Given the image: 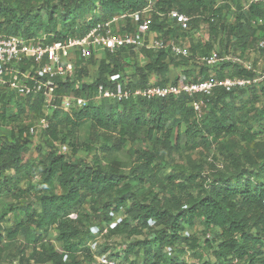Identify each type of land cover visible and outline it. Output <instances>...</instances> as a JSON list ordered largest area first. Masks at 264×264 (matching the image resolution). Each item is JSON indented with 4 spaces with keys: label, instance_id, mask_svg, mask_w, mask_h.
Segmentation results:
<instances>
[{
    "label": "trees",
    "instance_id": "obj_1",
    "mask_svg": "<svg viewBox=\"0 0 264 264\" xmlns=\"http://www.w3.org/2000/svg\"><path fill=\"white\" fill-rule=\"evenodd\" d=\"M149 4L154 9L151 30L165 39L178 42L174 35L187 32L159 14L177 9L190 17L189 30L194 24L205 22L212 30L216 29L225 35L224 51L232 47L244 53L254 45L264 52V47L258 46V41L264 37V22L255 21L258 17L264 18V0H236L239 12L235 22L229 24L224 20L229 4L226 1L218 3L217 0H0V33L25 37L50 33L49 41L65 39L66 36H82L98 21L128 15ZM87 14H91V17L86 20L84 17ZM132 26L133 23L129 30H132ZM121 30H124L123 27ZM259 30L262 31L261 36ZM191 49L193 54L181 58L164 49L107 50L97 63L98 75L95 81H81L88 74L87 64L94 62L95 57L78 59L79 78H57L58 90L61 93L87 96L101 84L114 88L115 82L111 78L120 79L127 88H144L149 85L153 74L157 76L156 83L166 85L174 61L190 59L191 55H197L199 59L214 51L212 44L201 48L193 44ZM125 52H141L149 59L145 66L136 67L135 78L130 77L127 81L119 78L125 68ZM220 63L215 66L202 63L199 70L202 77L199 78L210 79L209 70L213 67L215 75L220 79L235 76L255 78L254 71L245 65L240 66L232 61ZM228 67L234 70L226 76ZM247 87L227 89L216 86L211 95L203 96L209 109L206 111L204 105L200 118L197 117L192 101L202 96L192 97L187 94L152 99L131 96L121 101L104 99L100 103L91 102L86 107L68 112L57 109L50 117L49 127L37 132L58 144H67L69 151L61 153L59 149L48 150L43 152L37 162L30 160L29 154L35 147L27 139H0V189L18 188L20 194L14 196L20 197L27 191L19 188L20 180L34 174H40L41 177L37 203L14 205L11 208L15 212L22 210L24 219L15 214L13 224L6 229L7 240L0 233V264L8 247L6 241H14L20 234L25 242L34 244L32 257H38L41 262H88L90 254L85 246L89 239L94 238L91 227L95 224L90 223L87 230L83 229L84 225H88L86 222L90 220L91 214L83 212L82 207L88 194L95 199L106 193H114L112 201L103 206L108 221L111 220V209L118 211L128 203L131 204L123 222L110 229L111 235L121 237L118 245L126 244L125 259L130 264H192L186 261L185 255L188 252L195 253L199 247H203L204 252L211 251L215 257L214 261H210L204 260V256L200 264H264V156L260 165L256 161L252 166H243L240 156L232 151L230 142L221 140L224 136H237L240 141L253 146L256 143L258 133L254 124L263 123L264 105L248 109L245 105L238 106V92H244ZM254 91L251 95L256 104L260 96ZM261 91L264 92V84ZM33 99L32 108L39 113L42 110L38 114L40 116L44 113L42 98ZM20 110L22 112L23 108ZM0 117V120L5 119L4 112H0ZM183 126L185 143L189 149L197 148L202 143L210 145L211 142L207 140L211 135L213 142L219 144L220 152L226 154L234 169L233 173L218 174L202 185L197 195L188 193L185 197L172 189L168 201L173 204V208L171 204L165 207L154 194L155 187L164 191L168 187L180 186L185 190L200 176L198 166L191 172L180 166L177 172L163 174L164 151L180 149V129ZM84 127H88L89 141L85 145L88 152L96 149V142L100 143L102 151H118L126 140L148 141L151 148L132 150L134 165L128 174L121 169L118 160L113 159L105 164L98 155L93 156L92 164H82L76 160L75 155L80 149L79 132ZM204 130L208 134H204ZM23 131H20L22 138ZM114 132L117 133L116 137ZM178 179L179 182H176ZM144 193L147 196L140 199ZM94 209L98 211L96 207ZM71 213H76V217H71ZM3 217L0 216L1 219ZM151 218L157 221L156 227L149 226L148 220ZM196 222L202 224L206 235L204 245H201L197 236H186L183 233ZM52 226L57 227L59 243L69 252L70 262H65L54 245L45 240V234ZM133 236H136L135 239H131ZM101 246L116 247L109 243ZM166 246L173 247L174 253L165 252ZM80 250L86 251L87 260L76 259L75 255Z\"/></svg>",
    "mask_w": 264,
    "mask_h": 264
},
{
    "label": "rangeland",
    "instance_id": "obj_2",
    "mask_svg": "<svg viewBox=\"0 0 264 264\" xmlns=\"http://www.w3.org/2000/svg\"><path fill=\"white\" fill-rule=\"evenodd\" d=\"M218 3H224L225 1L229 4V7L226 10L224 20L227 24L234 23L236 16L238 15V8L236 5V0H217ZM245 1H243L244 3ZM91 14L85 15L84 19H89ZM82 19V20H84ZM80 20V22L82 21ZM123 22V29L129 30L130 24L132 21H136L137 18H130V19H122ZM79 22V23H80ZM128 22L130 24H128ZM197 22V21H196ZM79 25V24H78ZM77 25V26H78ZM180 35H174L176 39H178L179 44H184L190 48V52L192 53V45H198V48L204 47L206 44H212L214 51H219L221 56H224V61H232L238 65H244L247 63L251 66L250 69L254 71L255 78H252V82L245 88V91L242 92L239 90L238 92V99L237 104L238 106L245 105V108L248 109L252 106H256L257 108H261L264 105V92L261 91V86L264 84V52L259 50L257 46H254L251 49L246 50L244 53H241L240 50L235 51L230 47L228 51H224L223 44L226 42V37L220 32H217L216 29H213L208 26L205 22H198L194 24L190 30L186 33H180ZM262 31L259 30L258 34L261 36ZM191 55L190 59H185L182 61H174L171 64L170 72L168 73L167 77L169 78L168 83H178L182 81H189L195 80L196 78L202 77L200 73V68L202 63H198L197 59L199 56ZM101 53L97 54L94 58V62L87 64L88 74L84 75L81 78V81H85L91 83L95 81L98 75V67L97 63L101 58ZM123 60L125 64L124 70L119 74V78H123L124 80H130L134 77V71L136 67H143L149 61V59L143 55L141 52H125L123 54ZM219 64V63H218ZM221 64V63H220ZM68 76L69 78H79L78 77V58L75 56L68 61ZM231 67H228L226 70V76H229L230 73L232 74ZM210 79L215 81L220 80L219 77L215 75V69L210 68ZM237 77V76H235ZM157 81V76L152 75L149 84H154ZM256 85L255 88H252ZM246 87V86H244ZM255 89V93L260 96V100L258 103H253L255 100L252 97V90ZM241 95V98H239ZM243 95V98H242ZM37 99V98H36ZM201 99L204 100L202 96ZM34 99L32 97L24 98L14 91H10L8 88L0 89V112H4L6 115L4 120H0V139L5 141H13L16 139H27L29 142L33 144L35 149L29 154L30 160L33 162H37L43 152L48 150H58L59 144L52 139H49L41 132H36L35 134H31L28 131V128L33 124L34 119L42 112L37 109L32 108V101ZM17 103H20L19 106ZM41 104V103H40ZM255 104V105H254ZM205 105L206 111L209 109V106ZM42 107V104L40 105ZM23 108L21 112L20 108ZM52 114L49 116L50 117ZM16 116V117H14ZM1 118V117H0ZM263 123L259 125L258 123L254 124L255 131L258 133L256 138V143L248 144L243 141L237 139V136H224V139L230 142L232 151L237 153L240 156V160L243 166H252L257 161V164L260 165L262 162V157L264 156V120ZM263 127V128H262ZM21 129H24L23 138L20 136ZM181 132V142H180V149L176 150H168L166 149L164 152V163L162 164L163 174L168 175L170 172H177L180 166L184 167V169L194 171V167L198 166L200 176L197 180L189 185L185 190L181 189L180 186L176 188L168 187V190H160V188L155 187V195L160 199L163 205L166 207L171 204V208H173V204L168 201L170 198V192L172 189L175 190V193L178 195H183L186 197V194H193L197 195L201 192L202 185H205L207 182L215 178L218 174H226L229 175L234 169L233 164L229 161L228 157L224 152H220L221 148L218 143L213 142L211 139V135H209L208 142H211L210 145H206L202 143L201 146L189 149L185 143V128L184 126L180 129ZM204 134H208L205 130L203 131ZM114 136H117V133H113ZM208 136V135H207ZM89 134H88V127H84L79 132V139H78V148L79 151L75 155L77 158L76 160L82 164H92L93 156L98 155L103 163H107L113 159H116L121 164V169L125 173H129L131 167L134 165V155L132 150L135 148H147L149 150L151 148L149 142H133L132 140H126L122 148L118 151H102L100 148V143L96 142V149L92 152H88L85 149L86 143L89 141ZM93 138V136L91 137ZM223 150V149H222ZM178 179L176 182H179ZM19 188L27 190L24 194H21L20 197H15L14 195L20 194L18 188L9 187V190L4 189L1 187L0 189V216L4 215V217L0 218V233L3 234L6 238V229L9 228L15 218V214H18V218L24 219V215L22 210L15 212L12 211L11 208L15 206H25L28 203H37V197L39 195V191L41 188V177L40 174H34L29 177H26L19 182ZM8 187V186H7ZM58 191H60L58 189ZM147 196L146 193L140 196V199H144ZM114 197V193H106L101 196H96L95 199H92L91 194H88L86 202L83 204V212H89L91 214L90 220L87 221L88 225H84L83 229L87 230L90 223H94L102 232V237L96 244H113V246L118 245V243L122 240L119 235L110 234V220L105 219L104 214V204L106 202H111ZM39 207V204H36ZM131 206L128 203L126 207H122L120 210L115 211L111 209L109 211L113 212L115 216L121 215L123 218L120 221V224L126 218L127 209ZM94 207L98 209L95 211ZM99 224V225H98ZM107 228V232L105 229ZM105 232V233H104ZM184 235L190 236L195 235L199 238L201 245H204L203 240L205 239L206 235L204 234L202 224L200 222H196L193 227H188L184 230ZM58 229L56 226L50 227L48 232L45 234V240L50 241L54 247L56 244H59L58 240ZM102 240V242H100ZM92 241H96V238L89 239L86 244L87 252L90 251L88 244ZM7 242V250L4 255V259L1 264H47L46 262H41L38 260V257L35 259L32 257V252L34 249L33 243L25 242L23 235L20 234L16 240L14 241H6ZM92 242L91 244H93ZM86 251L80 250L77 252L76 259L78 260H87ZM37 255V254H36ZM205 256L204 260L214 261L215 257L211 253V251H205L203 247H199L195 253H187L185 255V259L187 262L192 264H200L202 262V258ZM38 260V261H37ZM70 262V259L69 261ZM237 263V261H234ZM237 264H243V262H238Z\"/></svg>",
    "mask_w": 264,
    "mask_h": 264
},
{
    "label": "built area",
    "instance_id": "obj_3",
    "mask_svg": "<svg viewBox=\"0 0 264 264\" xmlns=\"http://www.w3.org/2000/svg\"><path fill=\"white\" fill-rule=\"evenodd\" d=\"M153 11V7L149 4L142 10L128 15L122 14L108 20L98 21L82 36H66L65 39L55 41H49L52 35L50 33L34 37L0 33V87L8 88L24 98H42L44 113L34 119L29 132L35 134L39 129H47L50 125L49 116L57 109L68 112L74 108L86 107L91 102L96 104L104 99L121 101L131 96L147 99L181 94L192 97L206 96L211 95L216 86L232 89L236 86L244 87L252 82V79L241 77H225L218 81L199 78L166 85L154 83L144 88L132 89L127 88L120 79L111 78L115 82L114 88L101 84L97 89L91 90L87 96L59 92L56 79L66 80L69 77L68 61L71 60L73 52L80 59L85 60L97 56L98 51H115L120 48H130L136 51L141 48L154 51L164 49L177 58L190 56L188 46L179 44V41L173 39H165L151 30ZM159 14L179 25L182 31L189 30L190 17L185 13L170 9L166 12H159ZM127 17L137 18V20L132 21L134 24L132 30L124 31L121 30L123 25L121 20ZM255 21L263 23L264 18L258 17ZM258 46L264 47V37L258 41ZM223 60L224 56H221L218 51H212L211 54L199 58L198 62L215 66ZM244 65L251 68L247 63ZM192 105L197 112V117L200 118L204 110V100L194 98ZM59 151L67 153L68 145L59 144ZM70 216L74 218L76 213H71ZM110 216L109 227L114 229L123 218L119 219L121 215L115 216L113 212H110ZM148 223L151 227L157 225V221L152 218L148 220ZM91 232L96 241L88 244L90 258L84 264H130V261L125 259L126 244L104 248L101 244H96L102 237L99 228L94 225L91 227ZM55 248L63 255V260L68 262L69 252L64 246L59 243ZM164 251L169 254L174 253L171 246H166Z\"/></svg>",
    "mask_w": 264,
    "mask_h": 264
},
{
    "label": "crops",
    "instance_id": "obj_4",
    "mask_svg": "<svg viewBox=\"0 0 264 264\" xmlns=\"http://www.w3.org/2000/svg\"><path fill=\"white\" fill-rule=\"evenodd\" d=\"M99 53H101V56L103 57L104 55H105V51H98V53L97 54H99ZM76 57V58H78V59H80L76 54H74V52L71 54V58L72 57Z\"/></svg>",
    "mask_w": 264,
    "mask_h": 264
}]
</instances>
